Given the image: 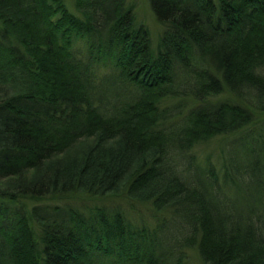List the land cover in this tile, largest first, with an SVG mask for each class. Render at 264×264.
Masks as SVG:
<instances>
[{"label":"trees","instance_id":"trees-1","mask_svg":"<svg viewBox=\"0 0 264 264\" xmlns=\"http://www.w3.org/2000/svg\"><path fill=\"white\" fill-rule=\"evenodd\" d=\"M148 3L0 0V264H264V0Z\"/></svg>","mask_w":264,"mask_h":264},{"label":"rangeland","instance_id":"rangeland-1","mask_svg":"<svg viewBox=\"0 0 264 264\" xmlns=\"http://www.w3.org/2000/svg\"><path fill=\"white\" fill-rule=\"evenodd\" d=\"M127 1L129 5L133 6V13L135 16L136 25L138 24L144 25L149 31V36L152 45L157 44L159 40V35L163 30V28L162 25L159 24V22L153 16V13L151 12V9L149 7L148 0H127ZM64 2L66 7L71 12L77 14L74 6V0H64ZM218 138L219 137L213 138L210 140V142H208L209 143L208 145L199 147L197 149L196 156H197V161L199 163L214 165L215 170L218 172V179L216 182L219 185V181L220 182L223 181L222 174L225 167H227L225 162L230 161L228 159L232 155L236 157L235 152L238 149L237 148L238 143H235V141L228 142L227 140L224 141ZM213 183L215 184L214 181ZM231 194L232 196H234V193L232 192V189L230 187H228L227 185H225L224 187L220 186V195L223 196V198L226 197V199L230 201V199L233 198L231 197ZM110 201L111 200H107L108 204L110 203ZM84 202L87 203L88 206L92 205L93 203L90 201L88 202L87 200H84ZM132 214L134 215V219L138 218L140 220H145V221L148 220L149 218L153 219L152 212L150 211L149 207L143 206L142 204H138ZM172 248L174 249V253L176 257H179L181 256L182 253H184L182 257L183 264H202V262L199 260L197 256L196 251L194 249L189 248L187 245L181 246L180 248H178L177 245H172Z\"/></svg>","mask_w":264,"mask_h":264}]
</instances>
